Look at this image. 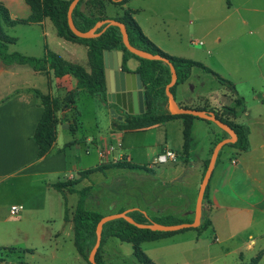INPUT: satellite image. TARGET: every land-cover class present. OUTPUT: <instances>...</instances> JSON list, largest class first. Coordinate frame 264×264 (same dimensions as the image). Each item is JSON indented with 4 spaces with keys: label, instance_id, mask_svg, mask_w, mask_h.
<instances>
[{
    "label": "rangeland",
    "instance_id": "1",
    "mask_svg": "<svg viewBox=\"0 0 264 264\" xmlns=\"http://www.w3.org/2000/svg\"><path fill=\"white\" fill-rule=\"evenodd\" d=\"M11 5L14 19L21 20L29 17L30 10L26 3L17 0L12 2ZM121 13L122 9L120 7L109 3L106 4L107 19L116 18V15H121ZM224 17L225 15L217 12L205 14V23L200 25L203 31L199 33L196 32L194 19L186 14L183 24L178 29L176 27L165 28L164 33H161L160 30H157L156 33L162 34L166 38L169 36L170 38L168 37V39L170 41L176 40L179 35L184 36V41L187 44L184 47L197 53L194 57L195 59L192 60L201 62L221 78L232 82L239 95L244 98L245 104L253 116L256 114L264 115V12L242 16L241 19L247 20L249 26L236 22L235 20L238 17L231 15V21H235L231 24H234L235 27L227 28L230 21L222 23ZM190 21H192V24L189 23ZM3 30L7 36L16 40L14 44L8 46V53L18 52L25 56L40 58L44 55V48L47 47L53 52H58L64 61L77 64L87 73L91 72L92 66L87 62L86 48L81 46L73 50L68 48H66L68 50H65V48L57 47L56 41L58 39L50 23L47 25V37L45 40L42 35V28L37 25L18 24L14 27L3 26ZM203 33H205V37H203ZM219 38L221 42L218 41ZM168 39L163 43V46L169 48L168 50H173ZM193 41L196 43L201 42L203 45H192ZM130 60L135 64L129 63V66H138L136 58L131 57ZM156 69L159 70L160 65H157ZM32 73L33 70L28 65L14 64L5 68L0 61V100L12 96L17 88L24 90L31 87L32 84L38 85L40 91L46 94L48 92L47 78L45 76V78L34 77ZM156 73L158 74V71ZM51 80L52 84L50 86L54 90L56 80L53 78ZM191 85L193 87H190ZM172 91L176 93L177 100L180 99V93H182L192 97L197 95L205 96L213 105L218 107L220 104L230 105V89L220 85L214 76L204 73L199 68H194L189 79L174 86ZM73 95L75 96V94ZM66 96L63 99H57L61 102L62 107H70L73 104L65 102ZM75 97L79 101L78 107L81 109L82 117H84L79 119L81 124L77 130V137L81 134L93 133L96 129L88 115L93 103L99 104V102L84 93ZM233 109L237 111L240 106L234 105ZM218 113V116L229 122L228 118H226L230 114L229 111L223 109L219 110ZM123 115L125 116L126 113ZM262 122L264 124V116L262 117ZM210 124L216 131H221L225 139L230 138L215 124L211 122ZM252 124H254L253 130L255 129L256 131V134L252 135V142L254 143L258 138H261L259 137V131L264 130V125L255 124V122H252ZM98 125L99 134H104L106 129L100 119ZM173 127L162 126L145 132L126 131L123 134L122 142L112 141L113 157L117 158L119 151L122 149L124 153L131 156L133 163L144 167L146 170L148 169L147 167L152 166L154 172L150 173L151 171H148V173L144 170L125 171L120 174L114 172V177L109 178L107 181L98 176L99 184L94 189V194H98L101 197V205L97 206L95 202L88 199L85 207L88 210L100 213L103 217L133 209L145 211L150 218L156 219L164 218L175 212L177 216H174V218L183 221H188L184 216L185 212L190 210L192 212L190 222H192L198 193V190L196 191L195 189L196 176L193 172L181 170L183 169V163L186 162L184 154H181L175 145L165 139L166 133L170 137L169 129ZM209 133L210 131L206 128L205 131L198 130L195 132V140L198 143L197 150L202 149L204 146L207 149L210 140ZM64 136L66 139L71 138L68 132H65ZM174 136L175 131L173 130L171 137ZM107 144L104 141L100 146L104 149ZM231 145L227 144L223 148L227 150V147H231ZM214 147L209 152V159ZM165 148L177 153V160L158 165L154 159ZM79 154L80 158L76 161L73 156L71 157V161L74 164L77 163L78 166L80 165L79 162L82 161L81 166L91 167L98 160H96L97 155L94 151L90 153V156L83 155L82 152ZM209 159L206 161H209ZM108 160L109 158H106V161ZM172 167H177V169ZM73 173L75 174V172ZM66 174L67 177L69 173ZM39 184L37 183L35 186L36 193L42 192L41 188H37ZM83 186L79 185L78 188L80 189ZM23 189L28 190L27 185L24 184ZM22 191L19 190L18 196H14L9 189H5L0 195L4 198L3 201L8 203L11 200L22 197L21 195L25 193ZM52 195L55 196L56 194ZM55 197H58V195ZM67 199L68 204H73L77 200V195L68 196ZM222 204L233 211L232 202L223 201ZM2 212L3 219L0 226L3 227L5 234L0 240V247L31 250L32 252L24 253L12 249L6 250L0 253V264H88L76 251L72 242V233L70 232V235L66 236L68 226L63 222V210L61 207L58 208L56 204L55 206L46 204L37 210H31L30 207L24 206V210L18 217L10 216L8 210L5 209ZM167 213L169 214L167 215ZM216 216L215 230L204 231L199 238L196 237L193 230H189L164 242L144 244L142 250L155 264H238V256L236 254L223 256L222 253V251L236 249L243 252V260L248 263L249 257L246 249L250 241L249 236H256L257 232H261L263 235L262 242H264V223L255 230L250 225V214L240 217L235 216L231 212L228 222L223 221L221 216ZM205 219L206 217L204 216ZM255 219L258 218L255 217ZM137 220H140V218H137ZM221 221L227 223L222 224ZM48 231H52L55 235L58 232H63V235L49 237L46 235ZM225 231L231 236L230 239L225 238ZM101 247L107 249L108 254H110L108 257L116 259L114 261L116 263L138 264L132 254V245L130 243L105 237Z\"/></svg>",
    "mask_w": 264,
    "mask_h": 264
},
{
    "label": "crops",
    "instance_id": "2",
    "mask_svg": "<svg viewBox=\"0 0 264 264\" xmlns=\"http://www.w3.org/2000/svg\"><path fill=\"white\" fill-rule=\"evenodd\" d=\"M14 1L17 0H0V3L4 4L9 10L12 19L14 18L12 17L11 3ZM19 1H23L24 3H26L25 0ZM102 1L105 6L104 15L102 17L107 20L106 4H113L108 0ZM225 1L226 0H128L123 5H113L116 7H120L122 9V13L121 15H116V18L114 17L110 19L115 20L121 18L125 12H128L140 28L142 34L161 51L174 57L194 61L192 59H195L194 57L195 55H197V53L184 47L187 46L186 41H184V36L179 35L176 40L171 39L173 41L172 42L168 39L169 36L166 38L162 34H157L156 31L160 30L161 33H164L165 28L176 27L178 29V27L183 24L184 16L186 14L194 19V22L196 23V32L200 33L203 31V28H200V25L205 23V14L217 12L218 14L225 15V17L222 19L224 20L222 23L230 21V23L227 25L228 28L235 27L234 24H231L235 21L241 22V24H243L244 26H249L247 20L241 19L242 16L264 12V0H228V3L227 1L225 3ZM79 11L85 16H88L90 7H87L86 1L81 3ZM231 15H236L238 19L235 21H231ZM48 23L53 26V24L48 19H44L39 24L30 25H37L41 27L43 30L42 35L45 40L47 37L46 29ZM189 23L192 24V21H190ZM54 34L58 39V41H56L57 47L61 49L65 48V50H73L76 47L84 46L87 50L88 62L87 46H85L84 44L68 42L59 38L56 34L55 28ZM203 37H205V33H203ZM166 39L170 41V47L173 50H168L169 48H165V46H163V43L166 42ZM218 41L221 42V39L219 38ZM197 44L203 45V43L201 42H192V45ZM44 51V55L47 52H51L62 58V56H60L58 52H53L47 49V47L44 48ZM115 59L116 58L114 57L113 61ZM129 63H135L132 60L128 62L129 70L131 72H135L137 66L131 67L129 66ZM198 63L202 64L201 62ZM71 64L77 65L75 63ZM32 76H40V78L45 76L47 78L48 92L46 94L40 91L38 85L32 84L31 87H28L24 90H21V88H17L12 96L0 100V193L4 192L5 189H9L14 196H18L17 193L19 192V190H23V193L25 192L21 195L22 197L11 200L8 203L4 202V198L0 195V224L2 223L3 219V209L8 210L10 216L18 217L24 210V206L30 207L31 210H37L42 205L44 207L46 204H51L54 206L56 204L58 208L61 207L63 210V222L68 226L66 236H69L71 232L73 242V215L79 200L78 191L83 188H90V197L88 199L92 200L96 203L97 206H99L101 205V197L98 194H94V189L99 184L98 176L107 181L109 178L114 177V172H118V174H120L125 171L141 170L112 169L107 170L104 173H95L90 175L88 178L81 180L77 185L72 186V191H69L67 189L58 191L53 187V185L58 182L78 179V173L80 171L94 168L98 165L108 162L122 160L123 158H125L126 162L129 164L140 166L133 163L131 156L124 153L122 149V152L119 151L117 158L113 157L112 154L109 156L105 155V151L110 147H113V145L111 144L112 141H123V134H125L126 131L145 132L155 128H160L162 126H174L173 128L169 129L170 137H168V134L166 133L165 139L169 140L172 145H175L181 152V154H184L182 136L184 120L181 118H175L151 126L149 128L125 131L118 129V126L124 124L125 116L123 114H127L126 111H123L120 107L112 103H109L107 105L93 103L91 109L89 110L88 118L93 121L94 128L96 130L93 133L90 132L87 134H81L79 137H77V130L81 124L79 119H82L84 117H82L81 109H79L78 107L79 101L75 99V96L86 93L82 90L76 89V80L72 76L55 78L51 71H33ZM52 78L56 80V86L54 90L50 86L52 84ZM232 85L234 87V90H231L228 86H226L231 91V96L229 97L230 105L220 104L219 107L213 105L205 96L197 95L192 97L180 93V99L177 100L176 93H173L177 105L181 108L198 109L203 111L212 110L218 112L219 110L223 109H233V106L236 105L235 101L238 98H241L243 99V105L245 109V111L239 114L237 117L228 115L226 118H228L229 122L242 125L247 129L248 148L244 151H240L235 149L234 147H227V150H225L224 148L226 146H224V148L219 151L220 154L218 153L219 157L217 156L218 159L215 162L213 173L209 181L207 196L202 203L201 222L204 221L205 216V220H208L210 222V225L202 231L193 230L196 234V237L198 238L203 235L204 231L206 232L208 230H215V218L217 217L216 215L221 216V219H223V221L228 222L229 214L231 212H233L235 216L240 217H242V215L250 214V225L251 228L255 230H257L258 227H260V225L264 223V130L259 131V137L261 138H258V140L254 143L252 142V135L256 134L255 129L253 130L254 124H252V122H255V124L259 123L260 125H264L262 122V117L264 115L256 114L255 116H253L248 109V106L245 104L244 98L239 95V92L235 88L233 83ZM190 87L193 86L191 85ZM33 90H37L52 99H63L69 92H73L75 94L74 102L70 105V107L61 108L58 110V124L56 127L55 141L53 142L50 151L40 159L37 158V146L33 140V134L35 127L41 118L42 108L39 106L38 101L33 94ZM252 91H254V89H252ZM187 102L189 104H185ZM186 105H189L191 107ZM111 110L114 111V115L116 117L112 115V113L110 112ZM118 117H120V119H118ZM99 119L106 129V132L104 134L101 133V135L98 131ZM205 128L210 131V140L208 142L207 149H205L204 146L202 149L197 150L198 143L195 140L194 134L198 130L205 131ZM173 130L175 131V136L171 137V133ZM65 132H68V134L71 135V138L66 139L64 136ZM218 139H225L224 134L221 131H216L212 127V124L201 119L192 120L190 149L187 155L184 154L186 162L183 163V169L181 170L189 171L191 173L193 172L195 174L196 191L199 190L201 184L200 180L204 171L205 161L209 159V152L211 148L214 147L215 142ZM104 141H106V143L108 144L103 149L100 145ZM166 149L167 148H165V150ZM92 151H94L97 155L96 160L98 159L94 166H81L82 161L79 162L80 165L78 166L77 163L74 164L73 161H71L72 156L74 157L75 161L78 160L80 158V152H82L83 155L90 156V153ZM106 158H109V160L106 161ZM176 166L178 167V165ZM177 167L172 168L177 169ZM147 168L148 171H151L150 173L154 172V168L152 166H149ZM73 172H75V174ZM66 173H69L67 177ZM37 183H40L37 188H41V193H36L35 186L37 185ZM24 184L27 185L28 190L23 189ZM79 185L84 186L79 189ZM52 194H56L58 195V197H55L56 195L54 196ZM73 195H77V200L73 202V204H68L67 197ZM26 199H28V201H26ZM88 199L85 202V206ZM35 201L39 202L36 204ZM223 201L232 202L233 211H231L228 206L223 205ZM13 206L21 207V210L15 216L11 215L10 213V209ZM143 212L147 215L145 211ZM169 213H167V215ZM65 215L67 217L66 220ZM169 215L177 216V213L173 212ZM184 217H186L188 221H191L192 212L190 210L188 212H185ZM255 217L258 219H255ZM223 221H221L222 224L227 223H224ZM2 228L3 227L0 226V240L5 234ZM179 234L180 233L153 242H143L140 244V248L142 249L143 245L147 243L164 242L176 237ZM46 235L49 237H53L55 233H53L52 231H48ZM58 235H63V232H58L55 236ZM224 236L227 239L231 238L227 231H225ZM262 237L263 235L261 234V232H257L256 236H249L250 241L246 249V253L249 257L247 260L248 263H245L246 261L243 260L244 254L241 250L234 249L222 251L223 256L236 254L238 256V264H253L256 260V264H264V242H262ZM106 238L113 237L107 236ZM0 248L5 247L1 246ZM7 249H15L22 252L25 251L16 248ZM100 254L104 264H123L122 262L116 263L114 262L116 259L109 258L108 256L110 254H108L107 249L101 247Z\"/></svg>",
    "mask_w": 264,
    "mask_h": 264
},
{
    "label": "trees",
    "instance_id": "3",
    "mask_svg": "<svg viewBox=\"0 0 264 264\" xmlns=\"http://www.w3.org/2000/svg\"><path fill=\"white\" fill-rule=\"evenodd\" d=\"M83 1H86L87 7H90L88 16H85L79 11V7ZM113 5H123L128 0H108ZM228 3V0H226ZM30 10V15L26 19H12L7 7L0 3V61L2 65L7 68L14 64L28 65L35 72L51 71L55 78H63L65 76H72L76 80V89L82 90L92 98L98 100L100 105H107L106 88L104 77L103 52L119 50L123 52L122 69L130 71L128 62L131 57L138 60V66L135 72L141 74L142 82L146 85V95L148 105L145 112L141 115H125V122L118 126L120 130H137L142 128H149L151 126L175 119L181 118L184 120L182 131L183 136V153L188 154L190 149V136L192 130V120L198 119L190 115H171L166 110L167 96L165 94V87L170 81L169 67L161 61H150L140 59L129 53L122 44V36L119 28L108 27L99 37L93 39H82L74 36L67 24V11L71 0H25ZM105 6L102 0H81L72 12V19L75 27L80 32L89 31L97 22L105 20L104 15ZM44 19H48L54 26L56 34L59 38L72 42L84 44L88 47V62L91 64V72L87 73L78 65H74L64 61L58 55L47 52L43 57L37 58L32 56H25L21 53H8V46L15 43V39L7 36L4 33L3 26L14 27L18 24H39ZM123 23L126 27L129 43L132 47L146 51L153 55H159L167 59L174 67L177 75V81L174 86L186 81L195 67L200 68L203 72L214 76L218 83L228 86L234 90L232 83L217 76L213 71L204 65L174 57L166 54L149 41L141 32L136 22L132 19L128 12H125L121 18L115 19ZM102 26L97 30V33L103 29ZM160 65V69H156ZM158 71V74L156 73ZM171 93L173 94V88ZM33 94L42 108V115L38 121L33 140L37 146V158L40 159L45 156L51 149L56 137V127L58 124L57 112L61 108H68L61 106V102L57 99H52L47 95L42 94L37 90H33ZM74 93L70 92L66 96L65 102H74ZM64 102V103H65ZM236 105L240 106L239 110L226 109L230 112L229 115L237 117L245 111L243 99L238 98L235 101ZM215 117L221 122L230 126L236 134L237 141L231 145L237 150L244 151L248 148L247 130L244 126L227 122L223 117L218 116V112L212 111ZM208 122V121H207ZM210 123V122H208ZM221 141L218 139L215 145ZM214 145V146H215ZM220 154V152H219ZM218 154V157H219ZM217 157V159H218ZM216 159V161H217ZM209 161H206L204 173L208 167ZM124 169V170H146L144 167L132 165L126 162L123 158L120 161L108 162L98 165L78 173L79 177L75 180H68L65 182H58L53 187L61 191L67 189L72 191L71 187L77 185L81 180L88 178L95 173H104L107 170ZM209 184L204 193L206 199ZM79 200L73 215V245L81 256V258L88 263V256L96 241V226L103 217L100 213L88 210L85 207L86 200L90 197V188H83L78 191ZM137 223H157L161 225H174L180 223H190V221H183L175 219L174 216L168 215L164 218H150L142 211L133 209L128 212ZM65 215V220H66ZM140 218V220H137ZM210 225L208 220L201 222L200 226L195 229H185L178 232H158L148 229H138L134 225L129 224L123 219L109 221L103 225L101 234V243L95 255V262L97 264H104L100 251L103 239L107 236L113 237L120 242L130 243L132 245V254L138 264H155L140 248L143 242H153L163 238L171 237L175 234L182 233L189 230L202 231ZM7 248H0V253ZM15 250V249H12ZM31 250H25L24 253H31ZM257 261V260H256ZM255 263L253 264H256ZM89 264V263H88Z\"/></svg>",
    "mask_w": 264,
    "mask_h": 264
},
{
    "label": "water",
    "instance_id": "4",
    "mask_svg": "<svg viewBox=\"0 0 264 264\" xmlns=\"http://www.w3.org/2000/svg\"><path fill=\"white\" fill-rule=\"evenodd\" d=\"M79 1L81 0H71L67 11V24L74 36L82 39H93L99 37L108 27L119 28L122 36V44L129 53L133 54L134 56L140 59L150 61H161L169 67L171 77L168 85H166L165 87V94L167 96L166 110L169 114L190 115L198 119L211 122L215 124L218 128H220L222 131H224L228 136H230V138L228 139H223L219 141L212 151L208 167L202 178L198 190L194 208V218L192 222L174 225H161L153 222L137 223L131 217L128 216L129 211H123L117 214L104 216L100 219L96 226V241L88 256L89 264H97L95 262V255L101 243L102 228L103 225L109 221L123 219L129 224L134 225L138 229H148L151 231L158 232H178L185 229L198 228L201 224L202 202L204 193L213 173L218 153L225 145L234 144L237 141V137L233 129L227 124L217 119L213 112L179 107L174 99L173 94L171 93V88L175 85L177 81V75L174 67L167 59L162 58L159 55H153L146 51L132 47L129 43L126 27L123 23L113 19H107L104 21L97 22L87 32H80L79 30H77L73 23L72 12L79 3ZM102 26H104L103 29L97 33V30L100 29ZM114 57L116 59L113 61ZM122 58V51L114 50L103 52L106 100L109 103L117 105L123 111H126L129 115L143 114L148 105L146 95L147 87L143 84L141 74L139 72L124 71L122 69ZM111 113L114 117H116L114 115L113 110H111ZM118 119H120V117H118Z\"/></svg>",
    "mask_w": 264,
    "mask_h": 264
},
{
    "label": "built area",
    "instance_id": "5",
    "mask_svg": "<svg viewBox=\"0 0 264 264\" xmlns=\"http://www.w3.org/2000/svg\"><path fill=\"white\" fill-rule=\"evenodd\" d=\"M112 152H113V147H110L109 149L105 151V155L109 156L112 154ZM177 157H178L177 153H175L172 150L166 149L165 151H163L161 154L157 156V158L155 159V162L156 164H165L169 162L171 163V162H175L177 160ZM117 161H120V160H117ZM20 210H21V207L13 206L10 209V213L11 215L15 216L18 214Z\"/></svg>",
    "mask_w": 264,
    "mask_h": 264
}]
</instances>
